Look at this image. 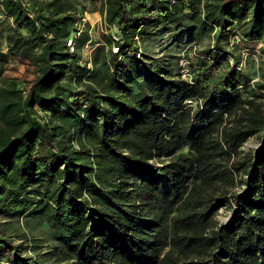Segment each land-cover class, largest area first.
<instances>
[{
  "label": "trees",
  "instance_id": "trees-1",
  "mask_svg": "<svg viewBox=\"0 0 264 264\" xmlns=\"http://www.w3.org/2000/svg\"><path fill=\"white\" fill-rule=\"evenodd\" d=\"M82 1L0 0V22L10 16L14 31L3 33L7 53L38 70L24 94L0 62V216H21L30 230L44 222L50 249L41 255L51 261L22 256L2 236L0 260L264 264V101L255 99L264 93L225 46L234 27L264 39V0H87L117 33L116 51L98 49L93 68L66 46ZM164 35L154 56L148 44ZM190 35L210 41L188 56L187 78L170 56ZM84 73L80 85L67 82ZM251 135L259 144L241 155Z\"/></svg>",
  "mask_w": 264,
  "mask_h": 264
},
{
  "label": "rangeland",
  "instance_id": "rangeland-1",
  "mask_svg": "<svg viewBox=\"0 0 264 264\" xmlns=\"http://www.w3.org/2000/svg\"><path fill=\"white\" fill-rule=\"evenodd\" d=\"M79 4L80 12L70 23V31L66 38V46L70 52L76 54L77 62L81 68L84 66L93 68V60L96 61L102 53L99 50H108L112 47V50L116 51L117 47L113 41H111V37L116 39L117 33L114 26H109L105 23L99 3L83 0ZM84 8L86 10H84ZM2 18V22H0V62L1 64L3 63L4 68L1 77L6 80L11 79L16 81V85L21 88L22 92L25 94L38 76L37 65L29 58L17 52L13 51V54L7 53V43L2 41V39H4L3 33L9 31L11 34H14V31L9 29V26H12V18H10V16H3ZM239 32L240 29L234 27L232 31L229 32V37L227 39L229 43L225 46L229 51H232L238 56L239 63H237L235 67L246 72V76L250 78L248 81L249 86L256 88L258 92L264 93V89L257 87V83L264 84V39L257 37L252 40H247L242 37ZM188 38L189 40L186 41L187 43H183L171 51L170 59L176 60L177 62L173 67L175 71L177 70L183 77L190 78L194 74V67H190L188 56H190L194 50L198 51V49H203L208 46L210 39L205 36L199 41H196V36L193 37V35H190ZM163 40H165V35L161 37L160 43L148 44V49L153 51L152 54L154 56H159L163 53ZM226 54V59L224 60L228 58L229 62L234 61L231 54ZM118 74L121 78H125L130 85L133 84L132 80L134 75L132 71H124V69H121ZM73 76H75V74H73ZM64 78V76H61L60 80H64ZM83 79H86V73L81 76V81H76L73 78L74 81L68 79L67 82L72 85H80ZM53 80L58 81L59 78H53L51 82ZM255 99L257 101H264V96ZM34 109L38 116L49 119L51 115V110L49 108L36 104ZM258 144V136L251 135L239 146V153L242 155L248 150H253ZM240 178H242V176L239 173L236 175V179L238 180ZM240 187H242L241 183L236 185V188L239 189ZM229 211L230 209L228 206L219 207L216 218L219 221L227 220ZM16 218L17 217L0 216V230H3L0 232V236L6 238L10 241V244L16 246L18 248V253L22 256H33L37 253H40V255L47 254L50 249V243L46 224L44 222H36L34 227L30 230L23 221V217L19 216L18 219ZM33 223L34 222H32V224ZM24 229L28 230L26 235H23L24 232L22 233ZM6 254L8 255L7 252ZM6 254L1 258L0 264H6ZM45 257L49 259L46 255H41L40 259H44ZM49 261H51V259H49Z\"/></svg>",
  "mask_w": 264,
  "mask_h": 264
}]
</instances>
